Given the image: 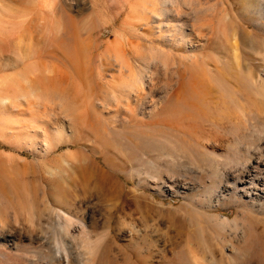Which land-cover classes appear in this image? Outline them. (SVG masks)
I'll return each instance as SVG.
<instances>
[{
  "label": "rangeland",
  "instance_id": "obj_1",
  "mask_svg": "<svg viewBox=\"0 0 264 264\" xmlns=\"http://www.w3.org/2000/svg\"><path fill=\"white\" fill-rule=\"evenodd\" d=\"M47 1L0 4V263L264 264V0Z\"/></svg>",
  "mask_w": 264,
  "mask_h": 264
},
{
  "label": "bare ground",
  "instance_id": "obj_2",
  "mask_svg": "<svg viewBox=\"0 0 264 264\" xmlns=\"http://www.w3.org/2000/svg\"><path fill=\"white\" fill-rule=\"evenodd\" d=\"M7 0H0V4H4ZM11 1H21V0H11ZM26 2L29 12L27 17L19 22V34L17 36V43H25L34 46L39 42L42 37H44L45 32L49 26V20L46 17L47 11V0L43 1V4H40V0H22ZM26 46V45H25ZM102 182L105 183L109 178H102ZM4 263V262H3ZM0 263V264H3ZM7 264V263H4Z\"/></svg>",
  "mask_w": 264,
  "mask_h": 264
}]
</instances>
